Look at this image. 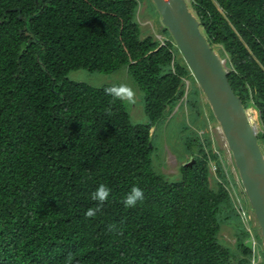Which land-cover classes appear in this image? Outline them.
Here are the masks:
<instances>
[{"label":"trees","instance_id":"1","mask_svg":"<svg viewBox=\"0 0 264 264\" xmlns=\"http://www.w3.org/2000/svg\"><path fill=\"white\" fill-rule=\"evenodd\" d=\"M147 1L0 0V264H253L246 207L201 141L195 84L182 105L196 113L180 123L193 165L175 179L153 166L155 136L186 95L190 67L168 28L163 41L142 33ZM189 3L227 58L235 93L258 110L264 144V0ZM123 66L143 94L144 122L123 93L106 94L118 86L69 77ZM101 185L110 189L102 203L93 199ZM133 186L145 199L125 207ZM223 225L235 230V247L220 239Z\"/></svg>","mask_w":264,"mask_h":264},{"label":"rangeland","instance_id":"2","mask_svg":"<svg viewBox=\"0 0 264 264\" xmlns=\"http://www.w3.org/2000/svg\"><path fill=\"white\" fill-rule=\"evenodd\" d=\"M187 1L189 3L190 0ZM152 3L147 1V3L142 4L138 13V21L140 22L142 33L144 35H152L155 39L163 41L167 38L162 32L165 26L162 23V17L158 13L156 6ZM214 48L220 54V47L216 45ZM222 58L227 59L223 56ZM178 59L186 63L181 51L178 53ZM69 77L75 81L93 86H118L121 88L122 93L125 96L124 99L128 105L132 119L136 122L146 121L147 117L143 106V94H141L139 87L130 76L127 66H123L121 69L109 74L92 72L87 69H79L70 72ZM194 84L197 88L200 87L190 69L189 78L185 81L186 95L178 101L171 113L164 118L165 123L161 129V135H159L158 138L156 135L154 139L156 147L152 154L153 166L157 172L166 175L170 179L178 178L181 166L193 159L192 155L186 151V139L189 134V130L181 132L180 123L185 118L188 121L190 114L196 113V110H193L188 105H182L192 92ZM197 100L199 105L202 107V113L197 120L198 122L204 120L205 123V127L199 130L202 137L201 141L205 143L206 146L210 143L212 152L219 154L225 171L228 173L231 183L230 189L236 202L240 201V203H244L246 207L245 223L248 230L252 232V235L247 242L249 244L251 243L255 248L253 264H264V239H262L261 242L256 236L257 234L262 237L261 230L251 204L249 200H247L248 197L241 182L240 174L235 165L227 139L221 128L220 122L216 119L212 107L202 90H200ZM250 114L251 118L255 121L254 123L257 124L260 133L262 131V125L260 123L258 110L251 107ZM195 147L196 146H193L192 148ZM261 147L264 152L263 143H261ZM210 165L212 172V177L210 179L211 184L214 185V179L217 177L216 161H212ZM219 237L224 244L235 247L236 236L235 230L232 227L223 225L219 233Z\"/></svg>","mask_w":264,"mask_h":264},{"label":"water","instance_id":"3","mask_svg":"<svg viewBox=\"0 0 264 264\" xmlns=\"http://www.w3.org/2000/svg\"><path fill=\"white\" fill-rule=\"evenodd\" d=\"M206 95L227 139L264 239V152L250 108L235 93L227 59L213 48L187 0H151ZM194 160L188 162L192 166Z\"/></svg>","mask_w":264,"mask_h":264},{"label":"clouds","instance_id":"4","mask_svg":"<svg viewBox=\"0 0 264 264\" xmlns=\"http://www.w3.org/2000/svg\"><path fill=\"white\" fill-rule=\"evenodd\" d=\"M105 92L109 96H113L116 98H122L121 88H116V87L107 88V89H105ZM109 191H110V189L107 186L101 185L98 187V189L93 194V199L98 200L102 203L104 200L107 199V197L109 195ZM144 199H145V195H144L143 189H141L138 186H133L131 191L128 194H126V196L123 200V203H124L125 207H134V206H136L138 201L142 202ZM98 210H99L98 208L97 209H89L88 212L86 213V215L89 217L94 216Z\"/></svg>","mask_w":264,"mask_h":264},{"label":"built area","instance_id":"5","mask_svg":"<svg viewBox=\"0 0 264 264\" xmlns=\"http://www.w3.org/2000/svg\"><path fill=\"white\" fill-rule=\"evenodd\" d=\"M244 214V221L246 222L245 218H246V211H243Z\"/></svg>","mask_w":264,"mask_h":264}]
</instances>
